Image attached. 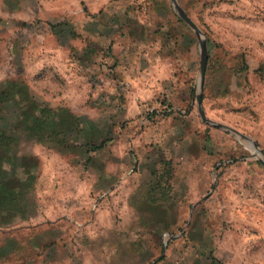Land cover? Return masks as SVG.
I'll return each mask as SVG.
<instances>
[{
    "label": "rangeland",
    "instance_id": "374dc122",
    "mask_svg": "<svg viewBox=\"0 0 264 264\" xmlns=\"http://www.w3.org/2000/svg\"><path fill=\"white\" fill-rule=\"evenodd\" d=\"M177 2L206 44L201 107L226 129L198 113L197 53L191 96L159 103L153 82L135 127L117 136L110 153L120 178L106 182L110 189L92 187L86 158L80 164L43 144L23 145L38 157L36 208L1 214L0 264H264V0ZM106 3L0 0V85L20 78L34 92L65 89L49 23L105 11ZM133 4L144 16L151 10L148 0ZM195 45L200 50L197 38ZM106 54L102 46L99 56ZM173 121L189 125L180 144L171 139ZM165 156L175 160L168 173L151 164ZM13 174L23 181L21 169Z\"/></svg>",
    "mask_w": 264,
    "mask_h": 264
},
{
    "label": "crops",
    "instance_id": "0c3cea01",
    "mask_svg": "<svg viewBox=\"0 0 264 264\" xmlns=\"http://www.w3.org/2000/svg\"><path fill=\"white\" fill-rule=\"evenodd\" d=\"M115 1L108 0L103 6L105 11L100 8L97 13L81 16L64 13L60 20L49 23L46 40L53 41L50 50L59 49L63 53L59 68L66 79L65 89L38 93L32 90L30 82L26 86L20 78L0 85V91L14 88L9 101L0 104V136L9 138L0 150L4 183L0 195L17 201L10 210L12 213L36 208L33 189L38 166L33 163L38 162V157L22 151L23 145L40 143L61 154L72 155L80 164L86 158L89 161L86 166H92V187L110 189V183L106 182L120 178L110 149L119 140L117 136L122 129L135 127L136 116L143 113L140 103L147 101L144 97L153 82L161 90L163 100L159 98V103L166 104L169 99L178 104L191 96L197 53L200 66V50L195 45L197 36L178 16L172 0H148L151 10L145 16L139 13L134 0L114 3L112 7L110 3ZM115 4H125L131 13ZM75 40L81 45L76 46L79 42ZM102 46H107L105 56H99ZM98 78L100 83L94 82ZM23 92L29 101L20 100ZM44 108L50 115L43 128L37 130L35 121ZM171 124V139L180 144L189 125L182 128L177 121ZM174 162V158L165 156L155 158L151 164L173 171ZM18 168L25 175L23 181L13 174ZM31 176L34 179L30 180ZM11 179L19 180L14 183ZM8 211L3 210L2 214Z\"/></svg>",
    "mask_w": 264,
    "mask_h": 264
},
{
    "label": "water",
    "instance_id": "95a60500",
    "mask_svg": "<svg viewBox=\"0 0 264 264\" xmlns=\"http://www.w3.org/2000/svg\"><path fill=\"white\" fill-rule=\"evenodd\" d=\"M174 9L178 16L194 31L197 39L199 40L200 44V66H199V76H198V83H197V95H196V102H197V109L201 116L203 122H206L209 125L218 126L221 128L226 129L224 125L217 124L209 119L206 118L204 111L201 107V100H202V88H203V81H204V73H205V65H206V44L205 40L201 37V31L193 22V20L186 14V12L178 5L176 0H172ZM261 163L264 165V157L260 159Z\"/></svg>",
    "mask_w": 264,
    "mask_h": 264
},
{
    "label": "trees",
    "instance_id": "16d2710c",
    "mask_svg": "<svg viewBox=\"0 0 264 264\" xmlns=\"http://www.w3.org/2000/svg\"><path fill=\"white\" fill-rule=\"evenodd\" d=\"M14 88L10 87L9 90L7 91H0V104H3L5 102L9 101L10 98V94L12 93V90ZM4 92V93H3ZM50 115V111L48 109H43L40 116L36 119L35 121V128L37 130H41L44 126V124L47 122L48 118ZM9 141V138H7L5 135H1L0 136V150L2 149L3 146L7 145ZM90 150H94V147ZM1 159V157H0ZM0 165H1V161H0ZM166 172L168 173L169 171L166 170ZM153 175L156 174V170L153 169V171L151 172ZM3 180H2V170H1V166H0V189L3 186ZM17 205V201L13 198V197H8L6 195H0V216L2 214L3 210H12L13 208H15Z\"/></svg>",
    "mask_w": 264,
    "mask_h": 264
}]
</instances>
